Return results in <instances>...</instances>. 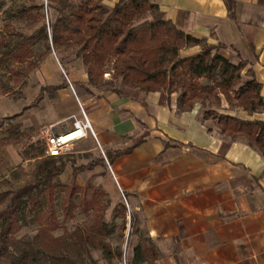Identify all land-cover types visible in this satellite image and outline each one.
<instances>
[{"label":"crops","instance_id":"crops-1","mask_svg":"<svg viewBox=\"0 0 264 264\" xmlns=\"http://www.w3.org/2000/svg\"><path fill=\"white\" fill-rule=\"evenodd\" d=\"M149 1L158 4L166 19L185 34L223 45L219 53L235 64L245 61L243 82L251 81L254 74L264 98V0H231L230 9L225 0ZM199 52L196 47L183 55ZM75 59L72 55L65 61L79 65ZM86 71L79 65L67 75L53 54L33 74L34 95L43 87L68 85L58 89L54 98L47 97L53 103L51 114L46 112L53 119L48 126L72 128L73 116L83 119L82 106L96 133L97 147L79 153L93 152L96 158L101 149L104 156L114 155L113 163L105 156L106 165L80 173L78 181L84 186L89 176L108 174L103 187L116 202L127 195L143 237L159 247L155 264H264L260 151L245 139L222 135L202 118L200 104L180 113L177 93L130 87L122 88V95L105 90L93 96L81 86L88 80ZM223 108L229 109L226 102ZM227 113L243 120H264L263 113L252 115L241 109ZM33 124L38 131L48 127L38 118ZM139 138L144 141L131 153L115 155Z\"/></svg>","mask_w":264,"mask_h":264},{"label":"trees","instance_id":"trees-1","mask_svg":"<svg viewBox=\"0 0 264 264\" xmlns=\"http://www.w3.org/2000/svg\"><path fill=\"white\" fill-rule=\"evenodd\" d=\"M0 1L1 5L5 4V0ZM107 1L112 0H48L49 25L44 0L40 5L26 4L6 10L10 20H25L33 11L38 20L34 32L26 35L12 31L9 39L0 43V68L6 69L13 78L22 79L40 68L56 51H75L74 56L87 70L88 80L81 86L89 94L100 96L108 90L122 95L118 88L106 89L113 83L105 79L104 69L112 64L113 79H121L125 87L177 93L180 113L200 104L202 118L215 123L222 135L231 140L245 139L264 156V120H243L214 108L221 107L226 99L230 111L264 113L262 84L256 81L252 71L253 79L242 82L245 61L235 64L219 53L223 45L185 34L172 20L166 19L158 4L149 0H119L112 8ZM225 2L230 9L232 1ZM196 47H201L198 54L180 56L182 50ZM42 49L38 62L32 60L28 69L17 67ZM60 61L69 75L65 60ZM27 86V82L21 85ZM66 86L67 83L57 88L43 87L40 96ZM6 90L11 93L10 87ZM19 117L15 115L8 121ZM21 129V123L1 124L0 146L4 141L19 143ZM143 141L144 138L136 139L130 149L117 151L115 155L129 154ZM45 152L42 142L31 144L24 151L28 159H42L36 166L34 180L17 189L6 208L0 211V264H99L93 255L95 251L109 263L123 262V248H114L110 239L116 234L125 238L127 223L119 226L118 220L127 215V205L120 200L111 219L106 221V213L112 206L109 194L90 182L82 187L77 181L78 171L96 164L106 165L105 156L113 163L114 155L106 152L90 165L78 166L69 156L43 158ZM69 166L74 170V179L71 184H64L60 176ZM61 196L65 220L75 219L77 213L92 220L88 227L78 226L73 232L65 230L61 237H56L53 233L60 223L56 219L55 203ZM41 217L45 218V224L40 225L32 239L15 238L20 229L32 226ZM131 218L132 236L137 241L128 264H155L160 256L159 247L150 238L143 237L139 222L133 214Z\"/></svg>","mask_w":264,"mask_h":264},{"label":"rangeland","instance_id":"rangeland-1","mask_svg":"<svg viewBox=\"0 0 264 264\" xmlns=\"http://www.w3.org/2000/svg\"><path fill=\"white\" fill-rule=\"evenodd\" d=\"M116 0L112 1H107V4L112 8L116 4ZM42 0H5V4L1 5L2 2L0 1V43L1 42H6L10 34L9 32L16 31L17 33H24V34H30L34 32L35 25L37 24L38 16L35 11L31 12L28 18L25 20L23 19H8L6 16V10L10 9L11 7H16V6H22V5H28V6H33V5H40ZM41 14V12H40ZM34 25V27H32ZM39 25V24H38ZM33 28V29H32ZM201 52V47H198ZM188 49V48H186ZM186 49L182 50L180 52V56L182 58H186L184 56V51ZM0 49V53H1ZM221 50V49H220ZM219 50V51H220ZM43 49L41 52L37 50V54L34 56L28 58L27 60L24 61V63L21 66L17 67H22L24 69H28V67L31 66V61H37L39 60L40 54H42ZM58 55V58L60 60H65L71 58L72 55H75V51H71L69 53H62L59 51H56ZM76 62V59L74 60ZM80 61V60H79ZM65 64L71 65L70 62L64 61ZM80 66H84L82 61L79 62ZM79 65L72 64L70 69L76 67L78 68ZM66 68L70 74V69ZM39 69V68H38ZM37 68L34 69L26 78L22 79H16L13 78L9 75L8 71L6 69L0 68V126L1 124H13L15 125L16 123H21L22 124V129L20 133V138H19V143L15 144V141L13 143H8L9 141H4L1 146H0V211H3L6 206L9 204V200L14 194V192L17 191L21 186H23L26 183L31 182L34 180V174L36 170V166L38 162L42 159L41 157L37 158H31L28 159L24 155V151L27 150V148L31 144H35L38 142H42L43 147L45 148V136L43 134L44 130L46 129L44 126H41L43 130L38 131V128H35L33 122L35 119L38 118L39 122L41 123H46L47 126L53 122V119L49 117L51 114V108H52V101L47 99V97L54 98V95L56 92L54 91H47L43 94L41 97L40 94L42 93V89L40 90L41 92L38 95H34L35 91H33V88L36 86L35 85V76L33 74L38 70ZM105 70V79L113 83L112 86H107L106 89H113V88H128L125 87L122 84L121 79H113L114 77V72H113V66L112 64H108L106 66ZM27 82L28 86L25 88H22L21 85ZM243 82V79H242ZM244 83V82H243ZM10 87L11 88V93H8L6 88ZM108 91V90H106ZM38 93V92H36ZM227 103L228 108H229V103L226 101V99H223V104L221 107H214L216 110H219L220 113L228 114L227 112H230L229 109H224L223 105L224 103ZM47 110L44 113H42V110ZM242 110V109H241ZM227 111V112H226ZM236 111V109H234ZM48 112L49 115L46 113ZM263 113V112H260ZM264 114V113H263ZM15 115H20L19 118L15 119L14 121H8L11 120L12 117H15ZM210 121V120H208ZM215 128L216 125L212 121H210ZM39 127V125H38ZM49 127V126H48ZM45 128V129H44ZM218 129V128H217ZM76 150L74 153L66 154L64 156H69V159L71 161H75L78 166L81 165H90L92 162L97 160L99 157H103L104 154H102V150L96 151L98 154V157L94 158L95 155L93 152H88L87 154H80L79 152L88 151L90 149H93L97 147V142L96 138L94 136H90L88 139L84 140L83 143L80 142L76 146ZM45 155L43 158H45ZM94 160H92V159ZM102 164H96L92 168H89L87 170L83 171H78L77 174V181H78V175L82 172L93 170L95 167L100 166ZM69 170V171H68ZM66 171L69 173L61 175V181L64 184H71L73 179H74V170L71 166H69ZM108 174L106 172H103V174H98V175H91L89 176V181L87 182L86 185L89 184V182L96 188H102V190H105L112 201V206L110 210L106 213L105 219L106 221H109L111 218L112 211L114 208L118 205L119 201L122 200L124 204L125 199L124 196H121L119 201L116 202L112 196L109 190H106L105 187H103L102 179L107 177ZM79 185L82 187H85L86 185H82L81 182H79ZM62 196L59 198L56 203V219L60 223V227L58 230H56L53 234L56 237H61L64 233L65 230H68L69 232H73L76 230V227L78 226H83V227H88L90 225L91 220L89 217L84 216L83 214L77 213L76 218L73 220H65L62 214ZM131 216L133 214V210L130 209ZM129 209L127 212V215L125 217H122L118 220L119 226L123 223H127L126 231H125V238H120V234H116L115 236L111 237L110 243L114 248L117 247H122L124 250V256H123V262L120 261H113V263H109L101 258V253L99 251H95L93 253L94 258H96L99 262V264H128L131 262L132 258V250L133 246L135 245L137 241V237L134 235H131V238L129 237V226H130V218H129ZM42 216V215H41ZM45 224V218H40L39 222L33 223L32 226H26L23 227L22 229L19 230V232L15 235L16 239H32L35 234L38 232L40 225ZM132 232V231H131ZM133 233V232H132ZM143 235V234H142ZM129 237V245L126 244V241L128 240Z\"/></svg>","mask_w":264,"mask_h":264},{"label":"built area","instance_id":"built-area-1","mask_svg":"<svg viewBox=\"0 0 264 264\" xmlns=\"http://www.w3.org/2000/svg\"><path fill=\"white\" fill-rule=\"evenodd\" d=\"M46 4V18L48 25L50 24V13L48 11V0H44ZM73 90V87H71ZM82 110V120L77 119L73 116L74 119L72 128H62L60 126H49L47 127L43 134L45 136V148H46V155L49 157H60L66 154L74 153L76 150V145L90 136H94L96 138V133L93 130L92 124L90 119L87 117L83 107L81 106ZM79 135H75L76 133ZM71 138V139H70ZM125 203H127L126 197L124 195ZM127 208L129 209V218H130V226H129V237L131 238L132 235V218L130 213V206L127 203ZM129 237L126 241V244L129 245Z\"/></svg>","mask_w":264,"mask_h":264},{"label":"bare ground","instance_id":"bare-ground-1","mask_svg":"<svg viewBox=\"0 0 264 264\" xmlns=\"http://www.w3.org/2000/svg\"><path fill=\"white\" fill-rule=\"evenodd\" d=\"M76 134L75 135H79V133L75 132ZM71 139V138H70Z\"/></svg>","mask_w":264,"mask_h":264}]
</instances>
